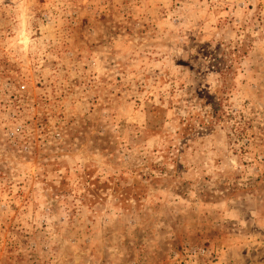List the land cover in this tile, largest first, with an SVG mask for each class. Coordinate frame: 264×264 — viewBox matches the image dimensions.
I'll use <instances>...</instances> for the list:
<instances>
[{"label": "rangeland", "instance_id": "1", "mask_svg": "<svg viewBox=\"0 0 264 264\" xmlns=\"http://www.w3.org/2000/svg\"><path fill=\"white\" fill-rule=\"evenodd\" d=\"M0 264H264V0H0Z\"/></svg>", "mask_w": 264, "mask_h": 264}]
</instances>
